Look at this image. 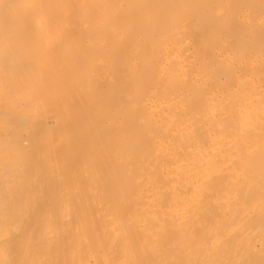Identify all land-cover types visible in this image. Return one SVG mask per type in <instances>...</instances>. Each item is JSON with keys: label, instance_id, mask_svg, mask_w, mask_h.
Instances as JSON below:
<instances>
[{"label": "bare ground", "instance_id": "6f19581e", "mask_svg": "<svg viewBox=\"0 0 264 264\" xmlns=\"http://www.w3.org/2000/svg\"><path fill=\"white\" fill-rule=\"evenodd\" d=\"M0 264H264V0H0Z\"/></svg>", "mask_w": 264, "mask_h": 264}]
</instances>
